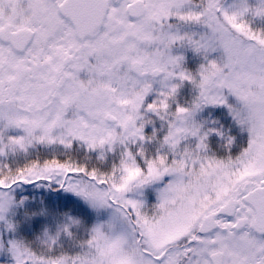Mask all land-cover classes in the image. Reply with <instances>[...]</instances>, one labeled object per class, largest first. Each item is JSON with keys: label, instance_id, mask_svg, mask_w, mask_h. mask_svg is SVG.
Wrapping results in <instances>:
<instances>
[{"label": "snow or ice", "instance_id": "obj_1", "mask_svg": "<svg viewBox=\"0 0 264 264\" xmlns=\"http://www.w3.org/2000/svg\"><path fill=\"white\" fill-rule=\"evenodd\" d=\"M0 264H264V0H0Z\"/></svg>", "mask_w": 264, "mask_h": 264}]
</instances>
